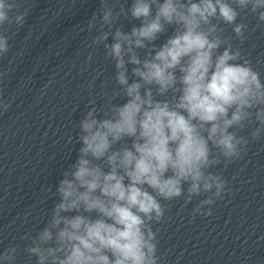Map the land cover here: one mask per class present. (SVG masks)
<instances>
[{
  "label": "clouds",
  "instance_id": "9594fccd",
  "mask_svg": "<svg viewBox=\"0 0 264 264\" xmlns=\"http://www.w3.org/2000/svg\"><path fill=\"white\" fill-rule=\"evenodd\" d=\"M30 8L0 0V59L11 48L5 26L22 28ZM248 15L264 28V0H99L86 47H103L116 86L79 119L80 147L45 226L0 250V264H162L154 226L171 202L187 210L198 200L193 221L213 215L231 189L212 169L264 140V80L243 47ZM124 19L139 25L124 31ZM10 107L0 91V115Z\"/></svg>",
  "mask_w": 264,
  "mask_h": 264
}]
</instances>
